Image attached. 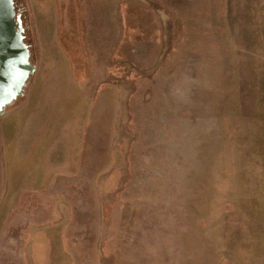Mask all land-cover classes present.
<instances>
[{"label": "rangeland", "instance_id": "374dc122", "mask_svg": "<svg viewBox=\"0 0 264 264\" xmlns=\"http://www.w3.org/2000/svg\"><path fill=\"white\" fill-rule=\"evenodd\" d=\"M15 7L35 71L0 116L10 257L264 264V0Z\"/></svg>", "mask_w": 264, "mask_h": 264}, {"label": "water", "instance_id": "95a60500", "mask_svg": "<svg viewBox=\"0 0 264 264\" xmlns=\"http://www.w3.org/2000/svg\"><path fill=\"white\" fill-rule=\"evenodd\" d=\"M13 0H8L9 19L6 20L11 29H17L11 47L9 58L5 55L0 58V116L6 111L7 104H13L17 98L22 97V88L26 87L31 75L35 71V65L30 62V51L28 46L22 42L20 36L23 31L19 16L14 17ZM4 49H8V46ZM7 58L8 61H4ZM24 91V89H23Z\"/></svg>", "mask_w": 264, "mask_h": 264}, {"label": "flooded vegetation", "instance_id": "af4514ba", "mask_svg": "<svg viewBox=\"0 0 264 264\" xmlns=\"http://www.w3.org/2000/svg\"><path fill=\"white\" fill-rule=\"evenodd\" d=\"M12 6H13L14 17L19 16V18L21 20V25H22L23 31L21 32L20 36L22 38V42L26 45V43H25L26 38L24 35V26L22 24L21 14L18 11V9H16V7H15V0H13ZM8 11H9L8 0H0V53H2L1 55H5L7 58H9V52L8 51L12 45L11 43L13 42V40H15L14 34L17 30L15 28L11 29L10 25H8V23L6 21L9 19V12ZM4 45H6L5 47L8 46V49H4L3 48ZM1 57H3V56H0V58ZM7 58H4L3 62L8 61ZM23 89L25 90V88L24 87L22 88V90H21L22 92H24ZM23 95H22V97H23ZM17 99H19V98H17ZM11 106H12V104L11 105L7 104V106L4 109L6 110L8 107H11ZM17 232H11V230L9 228L8 233L0 235V241L4 238L5 242H6L4 247H2V246H0V247H2L3 250L7 251L5 258L7 259V261L9 263H11L14 260L13 264H17V262H18V261L16 262L17 259L14 256L10 257V251L14 250V254L16 255L17 248H19L20 236L19 237L17 236ZM23 238L25 239L24 236H23ZM13 240H14V243H12ZM17 241H18V243L16 244Z\"/></svg>", "mask_w": 264, "mask_h": 264}, {"label": "crops", "instance_id": "0c3cea01", "mask_svg": "<svg viewBox=\"0 0 264 264\" xmlns=\"http://www.w3.org/2000/svg\"><path fill=\"white\" fill-rule=\"evenodd\" d=\"M2 223H3V222H2ZM2 223H0V224H2ZM2 225H3V224H2ZM2 225L0 226V233H1V229H2L1 227H2Z\"/></svg>", "mask_w": 264, "mask_h": 264}]
</instances>
